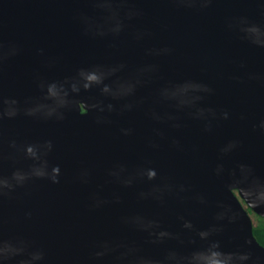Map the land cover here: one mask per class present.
Listing matches in <instances>:
<instances>
[{
    "label": "water",
    "instance_id": "1",
    "mask_svg": "<svg viewBox=\"0 0 264 264\" xmlns=\"http://www.w3.org/2000/svg\"><path fill=\"white\" fill-rule=\"evenodd\" d=\"M264 0H0V264H264Z\"/></svg>",
    "mask_w": 264,
    "mask_h": 264
},
{
    "label": "trees",
    "instance_id": "2",
    "mask_svg": "<svg viewBox=\"0 0 264 264\" xmlns=\"http://www.w3.org/2000/svg\"><path fill=\"white\" fill-rule=\"evenodd\" d=\"M245 208H247L250 216H252L254 213L248 209V207L244 204ZM255 216H258L256 214H254ZM260 217V216H258ZM252 218V217H251ZM262 218V217H260ZM264 220V218H263ZM252 221H253V233H254V236L256 237L257 241L264 246V224H258L256 223L253 218H252Z\"/></svg>",
    "mask_w": 264,
    "mask_h": 264
},
{
    "label": "rangeland",
    "instance_id": "3",
    "mask_svg": "<svg viewBox=\"0 0 264 264\" xmlns=\"http://www.w3.org/2000/svg\"><path fill=\"white\" fill-rule=\"evenodd\" d=\"M253 218V220L258 223V224H264V220L263 218H260L258 216H255L254 214L251 216Z\"/></svg>",
    "mask_w": 264,
    "mask_h": 264
}]
</instances>
